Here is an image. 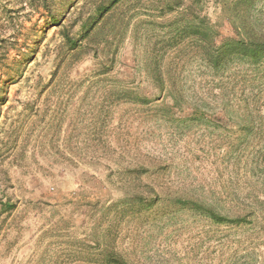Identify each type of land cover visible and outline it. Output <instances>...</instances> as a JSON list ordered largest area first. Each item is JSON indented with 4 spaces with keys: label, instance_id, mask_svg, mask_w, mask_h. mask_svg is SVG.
<instances>
[{
    "label": "rangeland",
    "instance_id": "1",
    "mask_svg": "<svg viewBox=\"0 0 264 264\" xmlns=\"http://www.w3.org/2000/svg\"><path fill=\"white\" fill-rule=\"evenodd\" d=\"M12 1L0 0V40H16L0 67V264H102L101 251L109 248L129 264H264V162L258 160L264 123L246 147L237 148L241 133L233 127L169 123L128 103L113 109L110 95L122 86L155 93L145 61L149 51H166L162 68L180 71L186 99L229 101L233 111H244L243 99L264 82L255 81L261 71L234 61L211 78L209 71L199 72L192 37L177 36L170 50L166 42L191 24L188 15L196 10L222 37L236 36L230 20L235 7L248 23L264 28V0H200L198 7L175 0V11L166 14L170 0H125L101 22L109 36L123 29L118 37L93 33L78 54L66 50L62 30L71 26L77 34L92 10L90 0H75L62 26L41 20L33 30L29 21H5L3 8ZM100 64L110 68L104 75ZM132 145L167 158L165 170L139 181L111 175L106 166L118 165L110 152ZM148 183L189 191L231 216L251 203L255 213L250 223L215 224L168 198L151 210L132 211L139 205L126 202L127 196L145 192Z\"/></svg>",
    "mask_w": 264,
    "mask_h": 264
},
{
    "label": "trees",
    "instance_id": "2",
    "mask_svg": "<svg viewBox=\"0 0 264 264\" xmlns=\"http://www.w3.org/2000/svg\"><path fill=\"white\" fill-rule=\"evenodd\" d=\"M75 0H13L9 8H3V14L8 24H12L15 19H22L23 21L31 22L30 29L33 30L43 20L50 25H60L64 21L65 12L73 5ZM125 0H90L88 3L92 6L87 18L82 22L81 27L77 30V34H72V28H64L62 30V36L65 41L66 50L79 53L83 51L82 43L88 39L90 35L95 33L101 37H111L113 40L118 37L123 29L120 28L114 35L109 36L106 27L102 21H105L108 17L116 12L115 10ZM163 8V13H172L175 11L174 7L177 4L175 0H170ZM200 0H193V3L198 7ZM237 4V3H236ZM195 7V9H196ZM66 10V11H65ZM240 9L235 7L231 20V26L234 29L235 37H222L216 24L210 22L207 16L202 15L199 10L192 11L188 16L190 17V25L183 27L181 30L174 31V35L166 42L167 50L172 49L178 45L176 41L177 36L184 39L186 37H192L195 49V62L199 63V72L206 76V71L210 72V77L218 76L223 73L227 67L234 61H237L241 65L249 67L251 72H260V77L257 75L255 81L263 82L264 79V28L258 29L251 23H248L243 16L239 14ZM22 24V23H21ZM22 27V26H21ZM20 29V28H19ZM22 31V29H21ZM29 31V30H28ZM37 37L34 35L31 39ZM14 41L9 39L0 40L1 50L4 51V57H0V67H4L6 61V55L10 48L14 47ZM38 41V40H37ZM107 41V40H106ZM159 54L158 51L148 53V58L145 61L147 64L146 75L148 76L150 83L155 90V93L150 95L142 94L134 86H122L119 90L114 89L115 92H111L113 100V109L119 107L121 104H130L135 110L139 112L149 113L150 116L156 118L159 117L166 120L169 123L181 122L182 124H189L195 122L196 124H207L214 130L231 129L235 128V131L241 133L236 144L237 148L246 147L249 144L248 136H253L255 131L259 132L260 126L264 123V117L259 116L261 112L264 113V82L261 83L257 92H252L250 96L245 97L244 111L238 109L234 111H242L244 113H235L230 108V102L222 101L221 103H209L204 99H199L197 102L189 101L184 97L185 89L184 82L181 79V73L179 70H170V67L166 69L162 68L164 59L167 54ZM19 63V62H17ZM100 75L107 73L110 68L104 64H100ZM200 77H203L200 75ZM244 80L246 75L242 74ZM113 78V77H112ZM111 78V79H112ZM110 79V78H109ZM249 81L252 79L247 78ZM258 79V80H256ZM116 83L126 84L125 80L115 79ZM210 94V90H208ZM221 91V90H219ZM0 100L3 101V95H0ZM214 98L213 101H216ZM135 111V112H137ZM262 113V114H263ZM259 116L262 120L259 123L255 122V118ZM100 125L106 127L109 123L105 119V116L101 117ZM131 123H135V119L132 118ZM264 132V131H263ZM264 135V134H263ZM135 137V136H133ZM134 139V138H133ZM135 140H133V143ZM261 142V141H260ZM260 162H264V146L261 147ZM113 157V162L118 165L116 170L106 166L107 171L111 175L127 176L131 180H141L143 176L152 177L165 170L168 165L166 159L159 157H153L148 153L139 152L138 149L132 148L127 152H110ZM129 155L130 160L127 162L122 155ZM145 192H131L127 196L126 202L138 204L137 208L151 210L155 203L160 200L161 202L168 198L173 206L180 209L192 211L199 215L208 217L215 224H229V225H241L242 223H250L248 217L254 215L251 207H254L251 203L246 206V209L242 211V214L235 213L231 216L230 212L226 214L221 213L216 206L209 204L204 198L199 195H191V192H170L166 189L164 183L158 184H144ZM260 205H264V202H259ZM125 205V202H124ZM124 210L125 207L123 208ZM100 256L104 258L102 264H129L125 260L124 256L117 252L114 248H109L101 251Z\"/></svg>",
    "mask_w": 264,
    "mask_h": 264
}]
</instances>
